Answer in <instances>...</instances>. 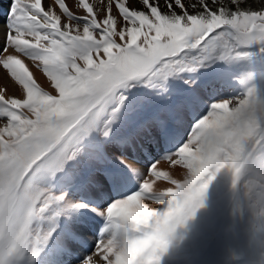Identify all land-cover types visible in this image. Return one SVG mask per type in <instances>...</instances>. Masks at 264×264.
Here are the masks:
<instances>
[{"label": "snow or ice", "instance_id": "snow-or-ice-1", "mask_svg": "<svg viewBox=\"0 0 264 264\" xmlns=\"http://www.w3.org/2000/svg\"><path fill=\"white\" fill-rule=\"evenodd\" d=\"M55 3L69 23L42 0H12L0 36V65L23 89L22 98L0 93V264H22L25 255L32 264H59L86 245L95 217L104 221L101 239L79 264H160L177 227L203 207L224 169L233 187L253 173L246 187L264 217V93L250 87L196 119L206 101L184 75L247 56L254 45L264 53V6L199 0L202 10L190 14L174 0L178 14L172 3L162 11L142 0L143 10H134L115 0L124 22L117 30L111 2L103 20L89 0H79L84 16ZM20 57L36 62L50 90ZM172 80H183L188 93L146 115L152 97L172 95ZM153 147L187 170L182 178L159 170L156 160L136 167L131 154ZM161 179L174 187L154 191ZM71 189L88 195L70 196Z\"/></svg>", "mask_w": 264, "mask_h": 264}, {"label": "rangeland", "instance_id": "rangeland-1", "mask_svg": "<svg viewBox=\"0 0 264 264\" xmlns=\"http://www.w3.org/2000/svg\"><path fill=\"white\" fill-rule=\"evenodd\" d=\"M8 1L10 2L6 3ZM191 1L192 5L195 4L196 6L195 8L192 7L193 10L189 4ZM208 1L206 0V3L214 7L213 1L215 0L212 3ZM217 1L219 4H227L228 2L227 0ZM11 2L12 0H0V36L3 35V28L7 22ZM64 2L73 15L84 16L87 14L86 10L80 6L79 0H64ZM109 2L113 4L112 14L117 18V30H119L124 22L118 15L115 0H89V3L94 7L98 20H103L108 14L107 6ZM124 2L134 10H143L142 0H124ZM150 2L162 11H167V5L172 3L173 10L177 11L178 14L180 13V9L175 5L174 0H150ZM241 2L244 7H250L253 10H259L264 6V0H241ZM182 3L190 14L195 12L194 9L196 11L202 9L199 0H182ZM42 6L55 11L61 17L62 24L69 23L55 0H42ZM115 39L119 42L118 37H115ZM246 51L249 55L241 56L231 62H220L184 74L186 79L192 78L197 81V88L206 101L196 119L206 114L213 102L238 96L250 87H255L258 92L264 93V53L256 45L246 49ZM10 54H15V51L12 50ZM20 58L24 60L40 87L44 90H50V81L42 69L36 66V62L25 57ZM0 69V93L5 98L13 96L22 98V86L11 77L2 65H0ZM209 83L214 84L215 87L210 92L202 91L203 87ZM169 91L172 94L170 97H152L148 102L145 114H150L152 111L171 105L175 96L180 92L188 93V88L183 80H172ZM194 123L195 120H190L186 129L181 132L184 139L187 138V135H190L191 126ZM180 142L182 143L183 140ZM178 147L179 144H176L170 150L175 151ZM131 155L137 161L136 167L140 169L146 168L156 160L158 161L157 168L168 172L174 178H182L184 172L187 171L181 165H171L169 161L162 159L164 155L163 148L153 147L148 155L140 153H132ZM88 171L89 166H85L84 177L78 181V184L84 185L86 183ZM252 176L253 173H246L233 187L232 173L228 169L219 172L206 190L203 207L199 208L194 217L183 226L177 227L167 253L161 257L160 264H264V217L258 216L254 211L253 194L246 187ZM167 187L174 186L161 179L154 184L153 190L163 191ZM69 195L73 197L87 196L88 193L83 190L71 189ZM148 203L153 208L163 207L155 202ZM102 221L99 217H95L92 221L86 242L90 245V248L84 245L80 246L68 258L69 260L60 261L59 264H79V260L93 251L101 239V234H97V232H101L104 226V221ZM221 255H226V258H221L223 257ZM234 255L243 258L239 262L237 260L234 262L233 258L231 259ZM22 264H32L30 255H25ZM40 264H43L42 260ZM101 264H104V262L101 261Z\"/></svg>", "mask_w": 264, "mask_h": 264}, {"label": "trees", "instance_id": "trees-1", "mask_svg": "<svg viewBox=\"0 0 264 264\" xmlns=\"http://www.w3.org/2000/svg\"><path fill=\"white\" fill-rule=\"evenodd\" d=\"M212 1L213 0H209L208 2H210V3H212ZM228 2H227V4H225V5H227L229 8H232L233 7V5H231V3H230V0H227ZM213 3H214V7H218V5H219V2L217 1V0H215V1H213ZM190 4V8H192L193 7V5H195V4H193L192 5V1L189 3ZM188 4V5H189ZM209 7H212V6H209ZM192 10H193V8H192ZM200 10H202V9H200ZM194 11H196V9H194ZM213 244V243H212ZM209 247H210V245H209ZM217 254V253H216ZM221 256H223V257H221V258H226V255H221ZM235 256H238V255H234V256H232L231 257V259L232 258H234ZM239 257V256H238ZM210 259V258H209Z\"/></svg>", "mask_w": 264, "mask_h": 264}, {"label": "bare ground", "instance_id": "bare-ground-1", "mask_svg": "<svg viewBox=\"0 0 264 264\" xmlns=\"http://www.w3.org/2000/svg\"><path fill=\"white\" fill-rule=\"evenodd\" d=\"M10 1H8V2H6V3H9ZM3 10V9H2ZM1 30V29H0ZM1 33H2V31H1ZM0 71H1V69H0ZM69 260V259H68ZM63 262V261H62ZM61 264V263H60Z\"/></svg>", "mask_w": 264, "mask_h": 264}]
</instances>
